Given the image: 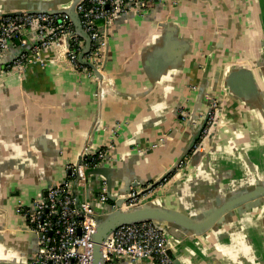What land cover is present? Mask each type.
Wrapping results in <instances>:
<instances>
[{
  "label": "crops",
  "instance_id": "crops-1",
  "mask_svg": "<svg viewBox=\"0 0 264 264\" xmlns=\"http://www.w3.org/2000/svg\"><path fill=\"white\" fill-rule=\"evenodd\" d=\"M18 6L0 0L6 11ZM18 51L11 43L0 57V259L28 263L35 240L25 224L15 225L16 202L28 206L64 179L84 145H113L103 161L110 170L89 175L93 190L105 176L116 192L146 186L184 154L210 97L224 115L212 154L196 157L173 185L152 195L193 216L264 178L263 113L225 85L228 71L242 67L264 89L257 70L264 0H154L143 16H121L109 28L101 89L64 62L6 71ZM177 255L183 264H264V205L185 237Z\"/></svg>",
  "mask_w": 264,
  "mask_h": 264
},
{
  "label": "built area",
  "instance_id": "built-area-1",
  "mask_svg": "<svg viewBox=\"0 0 264 264\" xmlns=\"http://www.w3.org/2000/svg\"><path fill=\"white\" fill-rule=\"evenodd\" d=\"M154 0H80L76 11L82 29L90 38V49L79 54L84 40L66 13L0 14V57L11 43L19 47L13 60L4 69L23 72L30 65L43 66L47 62H64L73 72L94 79L103 88V68L109 38V28L123 15H144ZM91 64L93 67L89 66ZM97 71L102 79L97 76ZM99 95V92L97 93ZM207 117L192 150L202 149L219 116L218 98L210 97ZM189 112L181 111L184 119ZM113 145L93 147L86 144L81 150V162L66 165L67 176L38 192L25 206L17 200L15 211L22 215L25 229L36 236V247L30 253L28 264H92V236L95 231L93 202L110 203L107 182L102 180L92 200L84 198L79 203L73 194V185L85 190L87 171L101 164ZM185 155L172 172L150 187L130 186L118 194L124 208L134 205L152 194L156 188L165 187L179 176L188 165ZM115 207L114 203H111ZM174 249L172 238L152 221L124 224L116 227L106 237L102 253L105 264L118 260L149 264H174L167 251Z\"/></svg>",
  "mask_w": 264,
  "mask_h": 264
},
{
  "label": "water",
  "instance_id": "water-1",
  "mask_svg": "<svg viewBox=\"0 0 264 264\" xmlns=\"http://www.w3.org/2000/svg\"><path fill=\"white\" fill-rule=\"evenodd\" d=\"M79 1L80 0H19L21 6L13 8L9 11L0 8V14L5 13L10 15H17L21 12L49 14L66 13L70 17L75 27V32L85 42L78 58V60L81 61L82 55L87 53L90 49V38L82 29L80 19L76 11V5ZM166 35L167 33L164 34L161 39H159L160 43L165 41V39L168 37ZM171 40L173 39L171 38ZM160 59L162 60V56L160 58H157V61H161ZM89 66L93 67L91 64H89ZM159 69L163 70L164 65H160L159 68L157 67L156 71ZM257 70L259 76L264 79V60L259 62ZM97 76L99 79H102V75L98 71ZM225 85L229 87L230 91L234 95L242 98L247 102H250L256 109H258L260 113H263L264 117V89H260L256 85L253 72L250 69L242 67H232L225 76ZM207 110L203 113V116L198 122V125H196L194 137L190 142L188 148L185 150L184 154L176 161V163H174L169 171L165 172L163 175H161V177L152 181L149 184L150 187L159 182L163 176L172 172L173 169L177 166L178 162L185 155L189 154V165L198 156L208 157L212 154V139L217 131V128L222 124L224 116L220 112L213 130L210 133L208 140L205 142V146L202 149L192 150L196 140L200 135L201 129L205 124ZM190 118L191 117L189 113L187 119L190 120ZM192 124H196V122ZM76 162L77 164L81 162L80 156L78 157ZM187 167L185 169H187ZM109 168L110 167H108L105 162H102L97 167L87 171L88 183L85 190L77 187L75 184L73 185V194L76 197L78 203L84 198L92 200L94 193H96L97 191L93 190L89 186V175L97 174L99 172L102 173L105 170H110ZM185 169L183 173L185 172ZM181 175L172 179L163 190L173 185V183L178 180ZM102 180H105L107 182V195L110 203L101 205L93 202L96 226L92 236V264H105L102 247L106 237L112 230L120 225L142 221H152L172 238L174 242V249H169L167 253L173 259L174 264H183L177 255V250L185 237L203 234L207 229L214 226V224L219 220L228 219L233 215L234 211L242 214L250 210L251 208L264 205V178L254 179L252 183L244 184L241 187L239 186L235 191L227 195L226 198L216 199V203L212 207H209L193 216L188 215L180 209L167 206L157 198V195L152 194L148 195L138 203L124 208L122 206L123 200L117 199V195L126 193L130 186H138V184H129L125 190L116 192L112 190V182L108 176H105L99 181L97 186L98 188ZM111 203H114L115 207H113ZM32 235L34 236L35 240V249L36 236L33 233ZM0 264L28 263L19 262L15 259L1 258Z\"/></svg>",
  "mask_w": 264,
  "mask_h": 264
},
{
  "label": "rangeland",
  "instance_id": "rangeland-1",
  "mask_svg": "<svg viewBox=\"0 0 264 264\" xmlns=\"http://www.w3.org/2000/svg\"><path fill=\"white\" fill-rule=\"evenodd\" d=\"M14 211L12 210L11 212L14 213ZM15 213H16V211H15ZM14 215L16 217L15 225L19 226V227H23L25 222H24V218L22 217V215H20V214H14Z\"/></svg>",
  "mask_w": 264,
  "mask_h": 264
}]
</instances>
